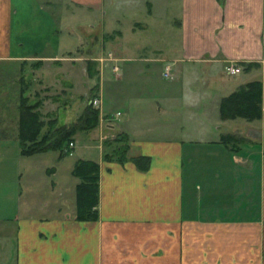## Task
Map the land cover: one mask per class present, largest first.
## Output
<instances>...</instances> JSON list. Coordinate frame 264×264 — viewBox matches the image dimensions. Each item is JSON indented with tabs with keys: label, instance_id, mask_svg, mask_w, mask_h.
<instances>
[{
	"label": "crops",
	"instance_id": "obj_1",
	"mask_svg": "<svg viewBox=\"0 0 264 264\" xmlns=\"http://www.w3.org/2000/svg\"><path fill=\"white\" fill-rule=\"evenodd\" d=\"M132 3L0 0V264H264V0H179L169 49L125 41L152 25L127 16ZM97 29L121 38L119 69L92 81L78 50ZM67 52L87 80L69 86L94 85L102 134L78 143L76 133L68 153H23L15 72L28 65L39 86L60 84ZM253 79L261 116L222 119V96ZM53 98L51 110L39 103L44 117L73 121ZM236 131L237 149L220 141ZM116 134L128 139L123 160L105 157ZM142 154L145 169L131 159ZM77 158L99 163L94 219L77 217Z\"/></svg>",
	"mask_w": 264,
	"mask_h": 264
},
{
	"label": "trees",
	"instance_id": "obj_2",
	"mask_svg": "<svg viewBox=\"0 0 264 264\" xmlns=\"http://www.w3.org/2000/svg\"><path fill=\"white\" fill-rule=\"evenodd\" d=\"M87 70L93 71L92 60H87ZM24 90V89H22ZM261 91L262 85L259 79H253L238 85L234 90L222 96L219 102V115L222 119L241 118L245 120L258 119L261 116ZM39 102H29L28 96L20 94L18 99L17 137L21 152L32 153L48 148L60 149V153H68V142L74 140V135L80 130H89L97 126L99 121V109L89 101L78 118L67 124L57 123L56 117L45 118L40 109ZM120 139L121 143L115 146L105 157L123 160L128 149L127 137H113ZM245 137L234 132L221 134L220 141L230 145L231 149H237L244 142ZM131 159L140 169L147 168L148 155H136ZM73 172L79 178L76 184L77 217L94 219L97 214L95 208L98 202L99 187V163L89 158H77Z\"/></svg>",
	"mask_w": 264,
	"mask_h": 264
},
{
	"label": "rangeland",
	"instance_id": "obj_3",
	"mask_svg": "<svg viewBox=\"0 0 264 264\" xmlns=\"http://www.w3.org/2000/svg\"><path fill=\"white\" fill-rule=\"evenodd\" d=\"M125 0H117L118 4L121 2H124ZM128 1H132L133 3L131 5H128V12H127V16L130 15V17H132L133 20H139V21H144L147 19L148 24H152L151 26H149L148 28L141 30V29H136L135 32L130 33V35H126L125 36V41L129 42V43H138V42H142L145 45H158L162 47H166L167 49H169V39L172 41L175 40L176 37V27H174V30L171 29L172 28V24H171V19L173 17V14H175L178 11L179 8V0H128ZM151 3V4H150ZM135 4V8L131 7L132 5ZM131 7V8H130ZM151 8L152 12H153V17L152 20H149L150 18L148 17V8ZM118 9V8H117ZM118 12H121V10H119ZM68 14V13H67ZM129 14V15H128ZM98 30V29H97ZM96 30V34L93 37L94 40L92 39V37H87L85 39V43H89L90 46V50L88 51H84L83 49L78 50L79 51V55L81 56H86L88 57L87 59L92 60L93 62V68H92V72L91 74L88 72L89 76L93 77L92 81H97L99 79V77L101 78L103 74H105L106 72H110L112 74V76H117V71H114L111 68V64L112 62H116L118 61V51H117V46L118 43L121 42V38L119 39V36L116 35L115 33H102L101 30ZM129 31V30H128ZM120 40V41H119ZM110 51L112 57L110 58V56H108L107 52ZM72 52H67V53H63V57L61 60L66 61L64 62V66L62 67V71H63V76H62V81L61 83H57L56 85H49V87H44L43 85H40L36 83V77H32L31 76V67H29L28 65L23 66L22 69H19L15 72V74H19L16 77V81H17V87L19 90V96L20 94H24L28 96V100L29 102H34L37 101L40 103L42 102V100H45L46 106H44L45 110H51L52 107H54V104H49V102L53 101L54 98V92L57 93L60 96V99L58 100V102L60 103V105L62 106V109H67L70 111V113H72L73 115V119L76 120L78 118V116L82 113L85 105L91 101L92 98L97 97V95L95 93H93L94 91V85H93V89L92 86L89 89V91L86 92V89L88 87V84L91 85V82H87V87H85V85L81 86H69L70 84V79L72 80H76L77 82L81 79V81H87L85 74H83V67L82 64H79L78 66H76V68H74V73H75V78L73 76V70L71 67V64L69 62H74L76 60H71L72 57ZM65 56V57H64ZM100 57H106V59H103V61L101 62V58ZM109 57V58H108ZM81 61V60H80ZM108 61V64L105 65V62ZM115 63V64H116ZM169 65L168 64H165ZM88 66V65H87ZM164 66V67H165ZM170 66V65H169ZM69 67L71 69H69ZM163 67V69H164ZM87 69V67H86ZM170 70H171V66H170ZM242 70V68H241ZM240 70V71H241ZM99 71V73H98ZM238 72L235 75L236 76H241L244 75V72ZM116 73V74H115ZM70 76V77H69ZM84 76V77H82ZM167 77H165L164 75H162V79L166 80ZM89 88V87H88ZM24 89V90H22ZM82 91H84V93H86L85 95H81L79 96V93ZM52 105V106H50ZM94 107L99 109V102L98 104H92ZM75 115V116H74ZM61 116V115H60ZM59 118V117H58ZM73 120V121H74ZM58 123H62V124H67V123H63V121L61 119L57 120ZM242 120H237V123L240 122ZM72 122V121H70ZM68 122V123H70ZM99 124V121H98ZM97 124V125H98ZM104 127H106L105 125H103ZM92 131L94 133H92V131L90 132V134L92 135H100L99 133H101L100 131L97 132L98 128H91ZM91 129L89 130H80L77 131L76 137H77V142H84L86 141L90 136L88 135ZM106 129V128H105ZM108 129V128H107ZM243 131V133H245V135L248 133V131H246L245 129H241ZM106 134L109 133V129L105 130ZM242 131H240V133H242ZM111 133V132H110ZM236 134H239L238 131L234 132ZM102 134V133H101ZM111 137V134H108ZM89 136V137H87ZM247 136V135H246ZM115 137H120L119 134H116ZM248 137V136H247ZM75 139V138H74ZM109 137L106 138V141H108ZM69 143V142H68ZM121 143V140L118 138L116 140H110L107 142H105V149L108 151V153L111 154L113 148L115 146H117L118 144ZM68 146V145H67ZM112 157H116L115 154H112ZM5 229L0 227V231L3 232ZM166 249H159L158 252L161 251H165ZM163 262V261H159V264Z\"/></svg>",
	"mask_w": 264,
	"mask_h": 264
},
{
	"label": "built area",
	"instance_id": "obj_4",
	"mask_svg": "<svg viewBox=\"0 0 264 264\" xmlns=\"http://www.w3.org/2000/svg\"><path fill=\"white\" fill-rule=\"evenodd\" d=\"M107 54H108V56H110V58L112 57L110 51H108ZM100 58H101V62L103 61V59H106V57H100ZM108 58H109V57H108ZM107 64H108V61L105 62V65H107ZM111 68H112L114 71H118L119 66H118L117 64L114 63V64H111ZM240 70H241V66L238 65V64H236V63H230V64H228L227 67H226V71H227V73H229V74H236V73H238ZM170 73H171L170 66H169V65H166V66L164 67V69H163V75H164L165 77H169ZM98 102H99V98H98V97H94V98L91 99V103H92V104H98ZM73 144H74V142H73L72 140L69 141V143H68L69 152H71V149H72V147H73Z\"/></svg>",
	"mask_w": 264,
	"mask_h": 264
}]
</instances>
